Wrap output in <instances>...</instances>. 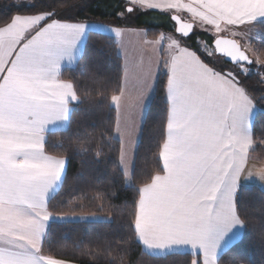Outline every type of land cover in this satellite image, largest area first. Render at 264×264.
Instances as JSON below:
<instances>
[{
    "label": "crops",
    "instance_id": "0c3cea01",
    "mask_svg": "<svg viewBox=\"0 0 264 264\" xmlns=\"http://www.w3.org/2000/svg\"><path fill=\"white\" fill-rule=\"evenodd\" d=\"M124 1L132 6L131 0ZM247 3L151 0L155 10L152 22L158 15L168 22L170 13H176L230 36L264 22V18L237 19L235 13L247 11ZM29 16L32 18L23 19L31 24L23 35H0V90L4 92L0 108V231L6 241L0 247L20 252L23 249L14 245L23 244L36 255L58 259L45 254L43 244L41 253H36L26 240L14 239L11 234L39 243L38 237L42 235L43 242L47 233L53 217L48 202L61 187L68 161L45 150L46 136L67 128L72 107L78 103L71 80L61 72L76 67L90 31L114 36L122 57V89L115 95L121 99L112 101L117 112L114 133L121 141V168L127 183H131L137 144L159 73L168 75L169 116L161 152L164 170L141 187L137 203L135 227L142 247L153 254L194 253L195 244V254L202 257L210 249L200 245L211 239L220 256L239 240L245 226L237 212L238 187L258 185L264 190V159L250 153L255 147L252 126L257 106L247 108L246 96L256 103L238 79L230 72L214 70L177 37L169 42L161 38L162 33L150 37L142 26L118 27L44 13ZM41 16L44 19H39ZM84 24L86 28L69 26ZM114 29L120 31L119 37ZM9 85L14 96L8 95ZM242 113L250 121V129L241 128ZM117 127L124 133L122 138ZM249 134L251 145L247 143ZM249 176L252 178H246ZM222 213L239 219L243 226L221 235L214 225Z\"/></svg>",
    "mask_w": 264,
    "mask_h": 264
},
{
    "label": "trees",
    "instance_id": "16d2710c",
    "mask_svg": "<svg viewBox=\"0 0 264 264\" xmlns=\"http://www.w3.org/2000/svg\"><path fill=\"white\" fill-rule=\"evenodd\" d=\"M19 1L0 0V28L16 15L54 12L52 16L60 19L142 26L150 37L172 30L164 18L151 23L153 9L124 12L130 5L124 0ZM256 25L264 31V22ZM176 35L214 70L232 72L254 98L255 147L250 153L263 160L264 80L260 72L252 69L248 75L230 70L233 64L201 50L198 36L214 40L205 31L195 30L189 37ZM85 43L76 67L61 72L63 78L71 80L78 103L72 107L67 128L49 132L44 146L49 154L68 161L61 187L48 202L53 217L42 242L44 253L76 264H194L202 260L193 252L150 253L142 247L135 227L141 187L164 170L161 152L169 116L168 75L159 73L137 144L131 183H127L121 168V141L114 133L117 112L112 97L120 93L123 81L118 42L112 35L90 31ZM238 189L237 212L245 226L243 236L218 257L217 264H264V190L258 185Z\"/></svg>",
    "mask_w": 264,
    "mask_h": 264
},
{
    "label": "snow or ice",
    "instance_id": "6c2138e0",
    "mask_svg": "<svg viewBox=\"0 0 264 264\" xmlns=\"http://www.w3.org/2000/svg\"><path fill=\"white\" fill-rule=\"evenodd\" d=\"M132 6L128 7L126 6L124 9V12L132 13L133 11H136L137 8H146L148 10H151L152 4L151 0H131ZM247 11L240 13L236 12L235 15L237 16V19L240 18H246L248 21H258L261 18H264V0H248V3L245 5ZM48 16L55 15V13H49ZM123 15V14H121ZM39 19H44V16L39 17ZM58 23V22H57ZM70 27H82L86 28L87 25H69ZM51 27V26H50ZM113 31L116 32L117 37L120 36V31L118 29H114ZM255 64V61H248L249 67H244L241 69L243 74L251 75V67ZM261 67H264L261 65ZM9 88L11 89L8 92L9 96H14V89H12V86L9 85ZM123 95V91L121 92V96ZM3 99H4V92L0 90V108L3 106ZM120 96H113L112 100L114 102L120 101ZM247 100V108L254 110L256 105L252 102L250 97L246 96ZM17 115H20L21 113L17 112ZM240 125L241 128L248 127L250 129L251 124L250 121H248L247 117L242 113L240 115ZM116 133L123 137V131L119 127L116 128ZM247 143L249 145L252 144L251 135L249 134L247 137ZM99 155V153H97ZM246 178H252L251 176ZM236 226H243V223L236 218H229L227 215H224L222 213V219L218 221L214 227L215 230L220 233L221 235L225 232L232 231ZM14 239H24L26 240L32 248L35 249L36 253H41L42 250V235L38 237L39 243L35 241L28 240L27 237H19L16 236L14 233H12ZM5 233L0 231V243L6 242L4 240ZM197 245L193 244L194 254H195V248ZM16 248L23 249V251L20 252H13L11 249L0 247V264H41V261H44V264H65V261H62L60 259H54L50 257H45L42 254L36 255L28 250L23 244H16L14 245ZM200 247L202 248H208L210 251L207 252L206 255H202V260H195L194 264H217L218 259V251L215 247L214 242L210 239L207 244H201ZM7 257V259H6Z\"/></svg>",
    "mask_w": 264,
    "mask_h": 264
},
{
    "label": "rangeland",
    "instance_id": "374dc122",
    "mask_svg": "<svg viewBox=\"0 0 264 264\" xmlns=\"http://www.w3.org/2000/svg\"><path fill=\"white\" fill-rule=\"evenodd\" d=\"M23 1L24 2H30L31 0H20L19 2H23ZM45 15H47V14H45ZM182 16L185 19L188 18L187 16H184V15H182ZM157 17L161 18L160 16H157ZM29 18H32V17L29 15L28 16L16 15V17L13 19L12 24H9L3 28H0V35L12 34V33L23 35L24 30H27V28L30 27L28 25H31L29 22H24L23 19L28 20ZM166 22H167V20H166ZM151 23L156 24L157 21L151 22ZM167 23H168L167 25H169L170 28H172V30H175L174 24L170 18L168 19ZM195 27H196L195 28L196 33H199V32L201 33V32L205 31L207 34H211L213 36V38L216 35H221V31H219L218 29H216V28L214 29V28H212L210 26H206L204 24L201 25L200 23L195 22ZM172 30L162 32L161 38L162 39L166 38V40H168V42H169L170 41L169 39L177 37L175 32ZM230 36H232V37L236 36L235 38L239 42H241L242 47L245 48L249 52L250 56L253 57V59L255 61V65H253V67H251V71H252V69H254V70L260 72L261 77L264 80V67H261V65L264 66V31L262 29H260L259 27L258 28L252 27L250 29H241L239 31L231 33ZM197 38H198L197 41H198V44H199L201 50H203V51L205 50L208 54L214 56L215 59L216 58L217 59H221V58L223 59L222 56L216 55L215 49L211 43L212 40H211V38L208 37V35H204L201 37L198 36ZM178 39L181 42V39L180 38H178ZM13 60H14V58L11 59V61L9 62L7 69L9 66H11ZM244 67H249V66L248 65L246 66L245 64H240L234 68V66L232 65V66H230V70L236 69V70L240 71ZM230 73H232V72H230Z\"/></svg>",
    "mask_w": 264,
    "mask_h": 264
},
{
    "label": "water",
    "instance_id": "95a60500",
    "mask_svg": "<svg viewBox=\"0 0 264 264\" xmlns=\"http://www.w3.org/2000/svg\"><path fill=\"white\" fill-rule=\"evenodd\" d=\"M170 16L174 24L175 32L179 36L189 37L195 31L196 27L193 20H186L183 16L176 13H171ZM212 46L218 55L233 65H248V61H254L249 52L242 47V44L236 38L229 35H216L212 41Z\"/></svg>",
    "mask_w": 264,
    "mask_h": 264
}]
</instances>
